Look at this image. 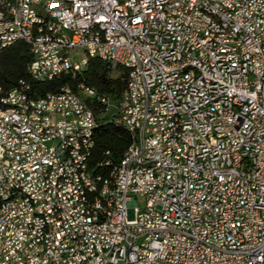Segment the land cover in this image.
Here are the masks:
<instances>
[{
	"label": "built area",
	"instance_id": "built-area-1",
	"mask_svg": "<svg viewBox=\"0 0 264 264\" xmlns=\"http://www.w3.org/2000/svg\"><path fill=\"white\" fill-rule=\"evenodd\" d=\"M17 42L35 81L126 68L132 152L110 185L93 143L61 154L96 123L82 98L30 103L19 81L0 100V264H264V0H0V53Z\"/></svg>",
	"mask_w": 264,
	"mask_h": 264
},
{
	"label": "trees",
	"instance_id": "trees-1",
	"mask_svg": "<svg viewBox=\"0 0 264 264\" xmlns=\"http://www.w3.org/2000/svg\"><path fill=\"white\" fill-rule=\"evenodd\" d=\"M31 61L29 46L23 42H17L0 53V100L21 80L26 83L29 96L37 100L59 93L63 88L79 95L92 110L96 121L88 169L95 175L108 176L131 148L132 138L123 126L115 122V112H110L107 103L101 100L108 101L114 109L118 107L127 87V69L112 68L94 58L88 59L80 72L63 73L49 81H35L28 71ZM81 85L93 90L94 96H84L79 88Z\"/></svg>",
	"mask_w": 264,
	"mask_h": 264
},
{
	"label": "bare ground",
	"instance_id": "bare-ground-1",
	"mask_svg": "<svg viewBox=\"0 0 264 264\" xmlns=\"http://www.w3.org/2000/svg\"><path fill=\"white\" fill-rule=\"evenodd\" d=\"M211 19L218 27H220L221 30H228L227 20L223 19L222 16L219 14V12H211ZM188 73H194L195 80H202V72H197V65H189ZM128 85H133V77H128L127 87L124 92H128ZM28 91H29L28 87L25 86V95L27 101H29L30 103H40V99L37 100L30 97ZM36 119L53 121L54 113L46 112V110L43 109H36ZM117 124L123 126L129 132V127L126 125V123H117ZM95 126L96 123L93 124L92 126H85V132L82 133L81 135L75 136V140H73V143L62 144L61 154H72L74 147H85V145L93 143L92 135ZM129 133L131 134V138H132V132ZM28 137L32 139H41V131L28 130ZM131 152H132V145L129 151L124 155L122 161H127ZM107 177H110V185H117V176H114V169ZM5 207H12V200H5ZM108 212H115V204H108ZM8 239H10V226H2L0 244H5V240ZM224 254L234 255V247L232 245H225Z\"/></svg>",
	"mask_w": 264,
	"mask_h": 264
},
{
	"label": "rangeland",
	"instance_id": "rangeland-1",
	"mask_svg": "<svg viewBox=\"0 0 264 264\" xmlns=\"http://www.w3.org/2000/svg\"><path fill=\"white\" fill-rule=\"evenodd\" d=\"M113 76H115V74ZM110 112L114 113L115 109L113 107H110Z\"/></svg>",
	"mask_w": 264,
	"mask_h": 264
}]
</instances>
